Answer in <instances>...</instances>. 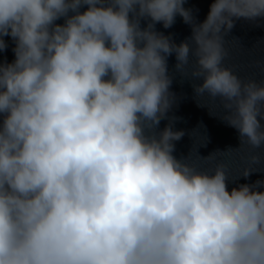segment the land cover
Listing matches in <instances>:
<instances>
[{
  "label": "clouds",
  "instance_id": "clouds-1",
  "mask_svg": "<svg viewBox=\"0 0 264 264\" xmlns=\"http://www.w3.org/2000/svg\"><path fill=\"white\" fill-rule=\"evenodd\" d=\"M184 3L0 0V52L15 42L0 63V264H264V182L229 190L224 164L173 155L183 131L155 132L174 53L241 143L264 145V84L223 66V35L264 0H214L194 48L155 30L193 23Z\"/></svg>",
  "mask_w": 264,
  "mask_h": 264
},
{
  "label": "water",
  "instance_id": "water-1",
  "mask_svg": "<svg viewBox=\"0 0 264 264\" xmlns=\"http://www.w3.org/2000/svg\"><path fill=\"white\" fill-rule=\"evenodd\" d=\"M213 2L214 0H185L184 7L190 11L193 23H185L177 15L170 28L165 29L162 23H157L155 30L169 37L176 45L188 42L194 48L193 24L205 21ZM149 22L141 20V27H146ZM55 23L63 24L64 18ZM4 39L7 49L0 52V63H11L15 59V42L10 37ZM223 41L227 52L223 66L231 69L245 82L264 84V17L234 18V27L223 35ZM194 60V57L190 58L191 62ZM176 64L173 53L167 57L168 75L172 81L169 88L171 107L155 132L158 134L168 125H171L173 131H183L182 139L174 142L173 155L178 160L196 164L202 171L214 170L216 165L224 164L229 190L242 184L264 182V145L253 150L242 144L237 130L222 119L223 109L212 106L205 97L197 96L194 86L201 81L193 78L190 71L185 75L177 70ZM261 123L264 125V120ZM209 156L215 158L208 161L205 158ZM252 156H259V162L253 163ZM245 169H250L247 177L243 174ZM259 190H264V184Z\"/></svg>",
  "mask_w": 264,
  "mask_h": 264
}]
</instances>
